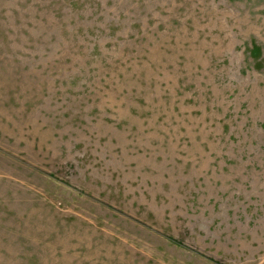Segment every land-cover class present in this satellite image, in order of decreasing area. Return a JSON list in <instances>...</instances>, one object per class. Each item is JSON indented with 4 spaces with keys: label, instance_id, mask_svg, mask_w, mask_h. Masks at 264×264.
<instances>
[{
    "label": "rangeland",
    "instance_id": "obj_1",
    "mask_svg": "<svg viewBox=\"0 0 264 264\" xmlns=\"http://www.w3.org/2000/svg\"><path fill=\"white\" fill-rule=\"evenodd\" d=\"M0 264H264V0H0Z\"/></svg>",
    "mask_w": 264,
    "mask_h": 264
}]
</instances>
